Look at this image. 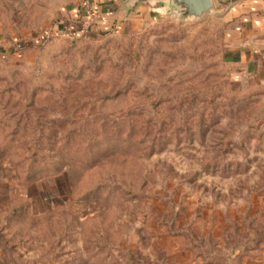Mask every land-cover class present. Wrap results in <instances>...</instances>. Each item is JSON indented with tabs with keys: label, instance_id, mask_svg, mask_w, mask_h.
Listing matches in <instances>:
<instances>
[{
	"label": "rangeland",
	"instance_id": "374dc122",
	"mask_svg": "<svg viewBox=\"0 0 264 264\" xmlns=\"http://www.w3.org/2000/svg\"><path fill=\"white\" fill-rule=\"evenodd\" d=\"M213 2L0 0V264H264V91Z\"/></svg>",
	"mask_w": 264,
	"mask_h": 264
},
{
	"label": "crops",
	"instance_id": "0c3cea01",
	"mask_svg": "<svg viewBox=\"0 0 264 264\" xmlns=\"http://www.w3.org/2000/svg\"><path fill=\"white\" fill-rule=\"evenodd\" d=\"M218 1L228 8L227 59L233 80L244 88L264 91V0ZM74 23L70 28L78 32L87 28L80 27V20Z\"/></svg>",
	"mask_w": 264,
	"mask_h": 264
},
{
	"label": "water",
	"instance_id": "95a60500",
	"mask_svg": "<svg viewBox=\"0 0 264 264\" xmlns=\"http://www.w3.org/2000/svg\"><path fill=\"white\" fill-rule=\"evenodd\" d=\"M173 3L182 8L183 15L190 17H201L213 6V0H173Z\"/></svg>",
	"mask_w": 264,
	"mask_h": 264
},
{
	"label": "trees",
	"instance_id": "16d2710c",
	"mask_svg": "<svg viewBox=\"0 0 264 264\" xmlns=\"http://www.w3.org/2000/svg\"><path fill=\"white\" fill-rule=\"evenodd\" d=\"M80 13H81V14H80ZM75 14H76V17H77L76 19H78V20H80V22H82V19H83V17H82V12L77 11ZM53 33H55V30L50 32V34H53ZM48 38H49V36L47 37V35H45V37H43L41 40H38L37 44H42V43L45 42Z\"/></svg>",
	"mask_w": 264,
	"mask_h": 264
},
{
	"label": "built area",
	"instance_id": "2783aa9c",
	"mask_svg": "<svg viewBox=\"0 0 264 264\" xmlns=\"http://www.w3.org/2000/svg\"><path fill=\"white\" fill-rule=\"evenodd\" d=\"M84 6H86V7L88 8V10H89V11H87V13H90L91 8H89V4H86V5L84 4ZM92 6H93V5H92Z\"/></svg>",
	"mask_w": 264,
	"mask_h": 264
}]
</instances>
